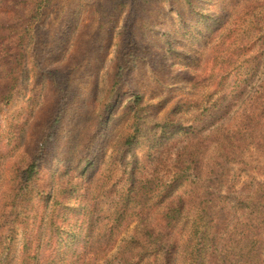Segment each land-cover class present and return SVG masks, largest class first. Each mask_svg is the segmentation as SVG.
Returning <instances> with one entry per match:
<instances>
[{
  "label": "rangeland",
  "instance_id": "374dc122",
  "mask_svg": "<svg viewBox=\"0 0 264 264\" xmlns=\"http://www.w3.org/2000/svg\"><path fill=\"white\" fill-rule=\"evenodd\" d=\"M55 227L57 264H264V0H0V264Z\"/></svg>",
  "mask_w": 264,
  "mask_h": 264
},
{
  "label": "trees",
  "instance_id": "16d2710c",
  "mask_svg": "<svg viewBox=\"0 0 264 264\" xmlns=\"http://www.w3.org/2000/svg\"><path fill=\"white\" fill-rule=\"evenodd\" d=\"M149 0H132V3L134 7H142V5ZM136 62V54L133 49L126 48L123 50L121 55L118 57V63H117V69L115 73V83L114 88L119 86L127 77L128 73L132 70L133 65ZM39 158H35L30 164H28L27 169L25 170L26 176L25 181H31L38 173L39 171ZM89 162L87 163V165ZM63 207H67V205L63 204ZM204 223L206 226H208L209 229H215L221 221L219 219L216 220V217H214L211 221V224L206 223L202 218L196 219L193 222L192 230L194 233V228L196 229L195 233L199 232V229L204 226ZM61 228L55 227L51 230V234L49 238L46 240L45 245H43L42 248L35 249V251L32 253V255L29 257L30 264H57L56 263V254H51V256L47 257L45 259V252L49 251L51 253H54L56 250V245H61L62 242H66L67 239H64L63 236H60L61 234ZM72 239V247L75 249L76 257L82 253V244L81 241L84 240V237H81L79 235H73L71 232H66ZM205 233V232H204ZM203 234V232H202ZM246 233L243 235L244 239L246 240V243H252L251 245L255 246L256 240L252 236H245ZM186 236V235H185ZM166 238V237H164ZM185 237H180L178 239H175V247L174 250H172L170 247H164L166 249L163 251L164 259L166 264H178L179 261H189V264H207V262L210 261V258L215 254L216 251L215 246V240L214 236L210 235V238L207 237L206 241L199 244H190V245H184L183 239ZM203 238L200 237V240ZM162 243L168 242V238L165 240L163 238L160 239ZM250 240V241H249ZM182 242V243H181ZM214 248V250H213ZM186 256L189 255V257H186L183 253L187 252ZM257 250L260 249V246H257ZM81 250V251H79ZM69 264V262H68ZM134 264V263H132Z\"/></svg>",
  "mask_w": 264,
  "mask_h": 264
}]
</instances>
